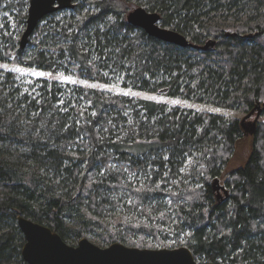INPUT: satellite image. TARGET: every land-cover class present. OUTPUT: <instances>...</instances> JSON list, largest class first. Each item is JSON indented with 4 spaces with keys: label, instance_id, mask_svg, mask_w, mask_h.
<instances>
[{
    "label": "trees",
    "instance_id": "trees-1",
    "mask_svg": "<svg viewBox=\"0 0 264 264\" xmlns=\"http://www.w3.org/2000/svg\"><path fill=\"white\" fill-rule=\"evenodd\" d=\"M137 1L160 15L162 27L174 26L184 36L203 15L223 9L221 0ZM228 1L229 9L250 2L263 10L261 20L242 23L230 36L209 26V36L217 39L212 49L201 48L208 41L200 46L203 38L198 34L190 40L196 49L147 36L126 22L116 0H75L72 10L42 19L24 49L13 37L5 48L18 67L53 75L74 72L99 84L119 73L134 91L172 98L188 97L193 89L210 90L222 94L220 107L244 106L250 113L258 112L260 103L264 117V0ZM3 3L16 10L23 32L29 0ZM193 70L197 82L191 78ZM3 75L0 264H26L18 216L48 227L64 242L101 230L98 235L106 245L156 249L140 238L152 237L158 244L170 239V249L186 247L200 264H264V125L251 124V153L243 167L226 174L228 196L217 201L208 180L218 179L242 138L245 126L238 120L175 113L162 103L52 79H37L26 92L13 73ZM232 85L238 95L230 105L224 100L230 98ZM194 151L206 167L197 171L196 190L197 184L184 183L186 176L180 179L183 163ZM172 232L176 240L188 233L183 245L169 236Z\"/></svg>",
    "mask_w": 264,
    "mask_h": 264
},
{
    "label": "rangeland",
    "instance_id": "rangeland-1",
    "mask_svg": "<svg viewBox=\"0 0 264 264\" xmlns=\"http://www.w3.org/2000/svg\"><path fill=\"white\" fill-rule=\"evenodd\" d=\"M79 1L80 0H77V3ZM93 1H96V0H93ZM116 1L120 2L119 5L121 9L124 11V17H126L131 11H133L136 8H144L146 11L152 12L148 10L147 6L141 5L140 4L141 1H137V0H131V1L116 0ZM221 1H222L221 5L223 6V9H220L219 11L216 10L215 12L205 14V16L203 15L200 18L199 23L193 24L192 29L187 30L188 33H186L185 36L189 41L191 40L193 34H198L202 36L203 39L201 41L202 44L200 46H203V44H205L209 40L217 41V39L209 36L207 32V28L209 26L217 27L219 30H223L226 33L233 34L234 29H237L238 27L242 26L243 25L242 23H244V25H248V24L252 25L261 20L260 15L263 12V10L262 9H260L259 11L255 10L254 5L251 4L250 2H247V6L242 7L241 3H239L238 5L236 4V6L231 7V9H229L228 8L230 4L229 1L228 0H221ZM206 11L207 9L203 10L202 13L203 12L206 13ZM62 15L64 14L57 15L56 19H60ZM69 15H71V13L66 14V16H69ZM248 19H250V21ZM159 26H161L160 22H159ZM173 28L174 26L167 27V29H170V30H172ZM22 33L23 32L21 31V28L17 24L16 10L10 9V7H8V4L6 3L5 4L3 3L2 5H0V65L7 64L8 69H12L13 67H18L17 65L11 63V58L9 57L10 54L6 52L5 45L7 42L6 40L9 37H13V39L20 41ZM244 37H247V35ZM5 57L7 58L9 57L10 61H7V63L2 62V60ZM20 68H23V67H20ZM27 70L31 71L32 69H27ZM8 72L10 71H6L3 68H0V79L4 76L3 74H6ZM10 73H13V72H10ZM60 73H63L65 76L71 75L73 79L78 81V83L77 84H63L57 81L59 84L70 85V86H81L83 88H86L84 87L83 83H79V81H86V80L79 79V77L74 75V72L60 71L56 73V75ZM13 74L15 75V78H14L15 82L19 84L23 90H25L28 86L30 89L33 82L36 81L37 79H50L47 76L40 77V78H34L28 75L20 76L19 73H13ZM190 75H191V78H194L195 82L198 81L195 70H193ZM112 77L113 76H108V80H110L109 83H111ZM187 79L188 78L186 79L184 78V80H187ZM28 81H31V83H28ZM86 82L91 83V84H99L96 82H89V81H86ZM188 82L189 81H185L184 82L185 85L188 84ZM118 83L120 85V88L124 89L125 91H127L128 88L130 87V82L127 79H125V76H123V79L118 81ZM190 87L193 89L192 82L190 83ZM193 90L194 92L191 93L188 97L181 94L178 97L172 98L164 94H149V93H142V94L143 96H147V97H155V99H144V98H137V97H131V96H128V97L133 98V99H140V100L153 101L156 103H162L167 106L168 111H172L175 113H183L184 111H191L193 112V114H198V115L211 113V114L222 115L226 121L238 120L239 123L243 121L244 122L243 124L245 126V130H243L244 131L243 136L239 141L236 142V145L234 146L233 154L230 156L228 164L226 165V167L223 169L222 173L218 177L220 185L225 188L224 182H225L226 174L232 169L243 167L246 164L247 159L251 153V148H252L251 124H253L256 118L257 110H255L254 113L249 118H246L249 112H246L244 106L235 105L234 106L235 109H232V110H228V109L220 107L219 105L221 104V102H223L222 94H218L217 96L213 93H210V90L206 92H203L202 90L196 91V89H193ZM225 90L227 89L225 88L224 91ZM227 92H229L230 98L224 101L227 102V104L231 105L233 104V97L238 92L236 93V89L234 85L229 87ZM106 93L110 95H118V94L110 93V92H106ZM118 96H123V95H118ZM123 97H126V96H123ZM172 100H179L181 101V103L178 105H173L171 103ZM198 100L199 102H197ZM257 105H259L261 108L263 107V105L260 103ZM261 108L259 111L260 116L256 119V126L260 124L264 125V117L261 116ZM213 109H219V111H213ZM182 167L183 169H181L180 179H183V175H184L186 176V178L183 179L184 183L190 182V184L192 183V185L198 183L196 180H194L198 172L201 173V171H204L206 168L202 166V161L200 160V154L198 151H194L191 154V156L187 157ZM208 181L212 184L214 179H209ZM180 186L181 184L178 185V188H180ZM199 187L200 185L198 186L197 184L196 186H194L195 188L194 190L199 189ZM172 209L173 208H171L170 210L172 211ZM102 233L103 232L99 230L98 232H94L91 234H83L81 239L86 238L88 241H90L94 245L104 248L109 245L102 244V241H101L102 238L101 236L98 235ZM174 233L175 232H172V234ZM172 234H169V236L172 237V239L176 240V236H175L176 233L174 234V236ZM186 234H183L184 236L181 235L176 240L178 243L180 242L179 243L180 245L183 243L182 241L184 240V237L187 236ZM138 238L139 236L132 237L131 241L133 243H136L138 241ZM158 238H159V235H158ZM140 240H145L146 243H148L152 247H155L156 249H170L173 244V242L170 239L165 240L161 244H158L159 241L154 240L152 237H147V238L141 237ZM78 241L76 240L67 241L66 243L70 246H76ZM160 246L163 248H160ZM180 247L181 246H178L176 248H180Z\"/></svg>",
    "mask_w": 264,
    "mask_h": 264
},
{
    "label": "water",
    "instance_id": "water-1",
    "mask_svg": "<svg viewBox=\"0 0 264 264\" xmlns=\"http://www.w3.org/2000/svg\"><path fill=\"white\" fill-rule=\"evenodd\" d=\"M75 0H29L26 26L19 41V49H24L38 24L45 17L60 11L72 10ZM126 22L141 29L151 38L179 48L196 49L186 36L159 26L160 15L148 12L144 8H136L126 16ZM226 36H230L229 33ZM215 41L209 40L202 49H212ZM258 112L252 124L256 126ZM251 111L246 118H249ZM244 122L241 125L244 127ZM245 130V129H244ZM212 192L217 201L228 196V191L222 187L218 179L211 184ZM223 194V196H222ZM17 227L21 231L25 243L21 257L26 264H200L197 263L186 247L176 249H139L120 243H113L101 248L86 238L78 241L76 246H70L59 235L48 227L35 223L25 217L18 216ZM213 264V263H205Z\"/></svg>",
    "mask_w": 264,
    "mask_h": 264
},
{
    "label": "snow or ice",
    "instance_id": "snow-or-ice-1",
    "mask_svg": "<svg viewBox=\"0 0 264 264\" xmlns=\"http://www.w3.org/2000/svg\"><path fill=\"white\" fill-rule=\"evenodd\" d=\"M93 59H95V57H93ZM0 68H3L6 71H10L13 73H19L20 76H32L34 78H40V77H49L52 80H56L59 81L60 83L63 84H77L78 81L73 79V77L71 75H67L65 76L63 73L57 74V75H53V73L51 72H42V71H36V70H27L25 68H20V67H13L12 69H8V65L7 64H2L0 65ZM115 73V70H113ZM105 76H108V73L105 72L104 73ZM123 76H121L119 73H115L114 76L111 79V83L105 82L103 84H91V83H87L86 81H79V83H83L84 87L88 88V89H99L101 91H106V92H110V93H115L118 95H123V96H131V97H137V98H144V99H155V97H147V96H143V94L141 92H135L131 90V87L128 88L127 91H125L124 89L120 88V85L118 83V81L122 80ZM23 82V81H22ZM28 83H31V81H28ZM25 91L27 92L28 90L25 89ZM32 91H35V88L32 89ZM31 94V93H29ZM33 99H35L36 97L33 96ZM37 103H40L39 100H37ZM60 104H64L65 101L60 100L59 101ZM171 103L173 105H178L181 103V101L179 100H172ZM63 111H67V108L62 109ZM213 111H219V109H213ZM91 115L93 117H95L97 115V113L95 111H93L91 113ZM105 131H107V129H104ZM168 157L165 156V160H167ZM113 167H115L113 165ZM150 167V166H149ZM129 169L127 167L124 168V171H128ZM132 175H137V173H132ZM145 178H148L149 173H144Z\"/></svg>",
    "mask_w": 264,
    "mask_h": 264
},
{
    "label": "bare ground",
    "instance_id": "bare-ground-1",
    "mask_svg": "<svg viewBox=\"0 0 264 264\" xmlns=\"http://www.w3.org/2000/svg\"><path fill=\"white\" fill-rule=\"evenodd\" d=\"M221 71V70H220Z\"/></svg>",
    "mask_w": 264,
    "mask_h": 264
}]
</instances>
